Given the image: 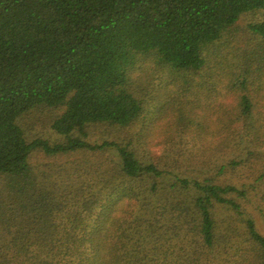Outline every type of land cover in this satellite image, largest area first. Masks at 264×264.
Returning a JSON list of instances; mask_svg holds the SVG:
<instances>
[{
	"label": "trees",
	"instance_id": "obj_1",
	"mask_svg": "<svg viewBox=\"0 0 264 264\" xmlns=\"http://www.w3.org/2000/svg\"><path fill=\"white\" fill-rule=\"evenodd\" d=\"M0 264H264V0H0Z\"/></svg>",
	"mask_w": 264,
	"mask_h": 264
},
{
	"label": "rangeland",
	"instance_id": "obj_2",
	"mask_svg": "<svg viewBox=\"0 0 264 264\" xmlns=\"http://www.w3.org/2000/svg\"><path fill=\"white\" fill-rule=\"evenodd\" d=\"M241 24L243 25L244 24V22H241ZM168 120H170L169 118H167Z\"/></svg>",
	"mask_w": 264,
	"mask_h": 264
}]
</instances>
